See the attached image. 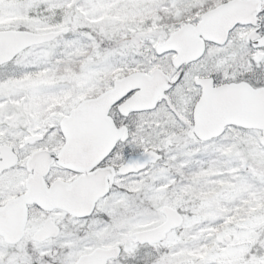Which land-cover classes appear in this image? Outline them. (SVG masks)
<instances>
[{
	"label": "snow or ice",
	"instance_id": "obj_1",
	"mask_svg": "<svg viewBox=\"0 0 264 264\" xmlns=\"http://www.w3.org/2000/svg\"><path fill=\"white\" fill-rule=\"evenodd\" d=\"M0 264H264V0H0Z\"/></svg>",
	"mask_w": 264,
	"mask_h": 264
}]
</instances>
